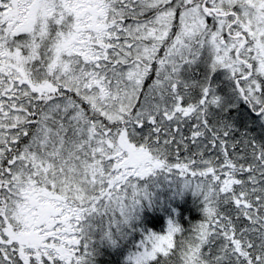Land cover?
Listing matches in <instances>:
<instances>
[{
	"label": "snow or ice",
	"instance_id": "snow-or-ice-1",
	"mask_svg": "<svg viewBox=\"0 0 264 264\" xmlns=\"http://www.w3.org/2000/svg\"><path fill=\"white\" fill-rule=\"evenodd\" d=\"M0 264H264V0H0Z\"/></svg>",
	"mask_w": 264,
	"mask_h": 264
}]
</instances>
